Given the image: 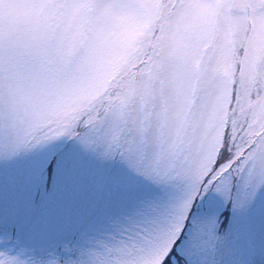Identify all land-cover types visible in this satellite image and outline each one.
Listing matches in <instances>:
<instances>
[{"label": "snow or ice", "instance_id": "obj_1", "mask_svg": "<svg viewBox=\"0 0 264 264\" xmlns=\"http://www.w3.org/2000/svg\"><path fill=\"white\" fill-rule=\"evenodd\" d=\"M0 264H264V0H0Z\"/></svg>", "mask_w": 264, "mask_h": 264}]
</instances>
